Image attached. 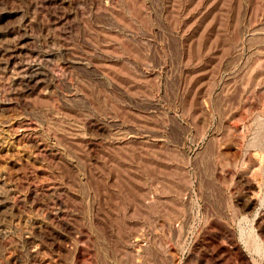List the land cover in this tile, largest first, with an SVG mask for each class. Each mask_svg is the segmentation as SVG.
I'll list each match as a JSON object with an SVG mask.
<instances>
[{
	"label": "rangeland",
	"instance_id": "1",
	"mask_svg": "<svg viewBox=\"0 0 264 264\" xmlns=\"http://www.w3.org/2000/svg\"><path fill=\"white\" fill-rule=\"evenodd\" d=\"M0 264H264V0H0Z\"/></svg>",
	"mask_w": 264,
	"mask_h": 264
}]
</instances>
